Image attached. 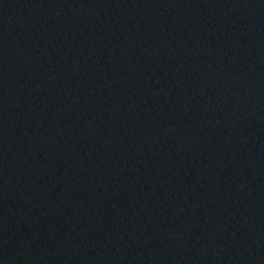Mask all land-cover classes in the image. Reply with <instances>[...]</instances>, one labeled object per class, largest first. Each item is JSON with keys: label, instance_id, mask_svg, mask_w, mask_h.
Wrapping results in <instances>:
<instances>
[{"label": "water", "instance_id": "1", "mask_svg": "<svg viewBox=\"0 0 264 264\" xmlns=\"http://www.w3.org/2000/svg\"><path fill=\"white\" fill-rule=\"evenodd\" d=\"M0 264H264V0H0Z\"/></svg>", "mask_w": 264, "mask_h": 264}]
</instances>
